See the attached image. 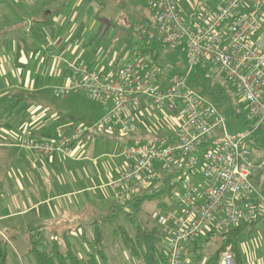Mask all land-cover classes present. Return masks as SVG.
<instances>
[{"label":"built area","instance_id":"built-area-1","mask_svg":"<svg viewBox=\"0 0 264 264\" xmlns=\"http://www.w3.org/2000/svg\"><path fill=\"white\" fill-rule=\"evenodd\" d=\"M148 5L149 18L136 22L134 31L162 48H183L187 72L214 64L256 118L249 132L230 136L217 108L190 86L186 74L165 71L136 52L113 69L68 62V81L53 89L54 96L78 90L90 99H110L109 110L90 126L71 124L44 141L23 134L18 143L34 152L67 153L88 132L128 135L138 123L144 125V111L157 119L155 110L172 117L173 128L164 121L166 137L159 133L154 141L125 144L122 154L130 163L108 186L121 203L125 196L130 200L140 190L177 178L173 206L160 209L156 220L167 245V264H187V242L250 222L264 209V193L256 186L264 161H255L247 146L249 133L264 123V46L255 41L264 0H218L198 12L196 5L187 19L175 0H148ZM0 236L6 240L1 230ZM218 264H235L234 251L222 250Z\"/></svg>","mask_w":264,"mask_h":264},{"label":"crops","instance_id":"crops-1","mask_svg":"<svg viewBox=\"0 0 264 264\" xmlns=\"http://www.w3.org/2000/svg\"><path fill=\"white\" fill-rule=\"evenodd\" d=\"M83 1L79 0L80 4H83ZM109 1L105 0L106 4L102 6H106ZM57 5L54 4V7L47 10L43 7L49 15H30V25L34 30L26 29L25 36L18 33L9 34L6 29H0V219L16 217L15 222L21 220L35 227L51 226L55 227L56 231L61 228L60 232L52 230L46 235L39 233L38 236L46 237L45 240L50 245L57 242L60 246H67L70 244L68 239L71 231L75 230L81 235L86 246L92 239L91 234L95 226L92 223L103 222L93 219L94 212L98 209L95 200H106L111 192L115 194L108 182L130 163L122 154V148L137 139L154 141L159 133L166 137V134L162 133L166 132V129L154 130L144 120V125L138 123L136 129L126 136L110 135L97 130L83 136L67 153L44 154L19 146L18 141L23 134L39 141L57 134L54 132L55 122L49 120L40 108V98L37 96V92L42 89L38 87L39 80L43 78L40 76L50 77L45 85L50 84L53 94L55 87L65 85L68 81L67 63L79 60L75 58V52L78 49L79 52L83 50V36L90 31L92 37H95L93 31L96 29L94 24L97 20L92 19L87 6L77 9L75 2L62 7ZM262 18L264 20V16ZM38 29H43L49 40L36 41ZM255 41L264 46V31L256 32ZM84 62L95 68L92 61ZM100 103L104 105L103 114L96 120L100 119L111 105L110 99ZM144 106L147 107L146 102ZM175 181L177 178H173L169 183L174 184ZM167 183L166 181L158 185L153 184L148 188L153 190L159 186L164 187ZM157 211L152 212V217L156 216ZM141 214L149 220L142 210ZM85 220L91 221L84 222ZM252 221L239 225L236 234L235 264H264V209H259L258 216ZM10 226L18 228V225ZM118 230L119 228L114 229V232ZM220 232L211 231L201 235L205 240L199 241L200 249L187 242L184 245L187 264H208L219 240L217 234ZM127 235L128 242L122 237L124 246L121 255L124 260L118 261L117 264H165L167 245L162 239L158 245L159 255H156L154 263V260L150 263V254L145 256L143 243L137 242L134 235ZM105 244L103 237L101 253H94L100 262L95 261L97 264H116L112 261L118 252L107 254ZM218 261L219 256L216 264Z\"/></svg>","mask_w":264,"mask_h":264},{"label":"rangeland","instance_id":"rangeland-1","mask_svg":"<svg viewBox=\"0 0 264 264\" xmlns=\"http://www.w3.org/2000/svg\"><path fill=\"white\" fill-rule=\"evenodd\" d=\"M175 1L179 4L184 17L187 19L188 12L192 7L195 8L198 5L196 7L198 12L201 6L214 5L218 0ZM72 2L77 3V9L87 6L92 19L97 20H94L96 21L94 24L96 29L93 31L95 37H92L91 32L87 31L83 36L85 40L82 45L83 50L79 52L78 49L75 52V58L79 59L77 62L92 61L93 67L96 69H102L103 67L113 69L109 67L118 66L140 49L147 50L150 41L133 29V25L136 22L147 19L150 16L147 0H110L106 6H102L106 4L105 0H84L83 4H80L79 0H0V29H6L9 34L18 33L21 36H25L26 29L32 28L34 30V27L30 25L32 22L30 15L36 17L45 14L47 9L54 7V4L62 7ZM92 12H94V15H92ZM46 14L49 15L48 13ZM258 31L259 33L264 31L263 19ZM35 39L38 42H45L48 38H46L43 29H38ZM155 62L165 71L186 74L190 86L217 108L218 114L224 119L227 133L230 136L249 132L251 125L257 122L256 118L250 114L247 104L235 86L224 75L218 73L214 64L194 66L191 71L187 72L184 50L181 47L172 49L158 48ZM40 77L44 78V76ZM43 78L38 82V87H42V89L37 92V96L40 98V108L47 114L48 119L56 124L54 127L55 133L62 132L70 124L83 127L90 126L103 114L102 107L104 105L100 103L102 101L90 99L77 90H72L66 95L56 97L52 94L50 84L45 85L47 83L46 80L50 77ZM154 116L160 117V119L152 117L148 111H144V115L141 117L154 130L162 131L164 121L169 124L170 129L173 128L175 120L172 117H168L157 110H155ZM219 133V130L215 131L216 135ZM247 138V146L251 150L255 161H264V123H260L252 133H249ZM256 186L264 193V166L260 169ZM162 188L159 186L156 191L158 192ZM148 189L150 190V188H147L146 191ZM152 191L150 190L148 193ZM170 196V191H163L147 197L142 203L141 209L143 214L149 219L150 224L156 222V216L152 217V212L157 209L156 204L161 201H169ZM128 200L129 196H125L122 202L118 203L117 197L112 192L106 200L101 198L95 200L98 209L94 212L93 219L103 220L101 233L106 242L104 247L108 250L107 254L113 251L118 252L112 261L116 264L118 261L124 260L121 255L123 254L121 250L124 246L122 233L127 232L133 236L137 223L144 217L141 213L134 214L131 205L128 204ZM15 218L0 219V230L6 237L7 242L6 264H36L34 252L30 251L32 247L30 234H34L32 236L33 240L39 242V248L48 252L52 244L50 245L45 240L47 239L46 237L41 238L38 235L39 233L46 235L52 230L56 231V228L44 225L35 227L32 224L27 225L21 220L15 222ZM91 220H85L84 222ZM10 224L18 225V228H12ZM117 228L119 230L114 232V229ZM59 230L61 228H58L57 231L60 232ZM73 231H71L68 239L71 245H59V248L64 250V247H69L79 256L87 254L90 251L89 245L85 246L81 235L77 234L75 230ZM37 237L40 238L39 241H37ZM94 259L98 263L100 262L96 254Z\"/></svg>","mask_w":264,"mask_h":264},{"label":"trees","instance_id":"trees-1","mask_svg":"<svg viewBox=\"0 0 264 264\" xmlns=\"http://www.w3.org/2000/svg\"><path fill=\"white\" fill-rule=\"evenodd\" d=\"M144 37V36H142ZM146 38V37H144ZM162 48L159 46L154 40L150 41L147 50L140 49L138 52L141 54L149 57L153 62L156 61L157 56V49ZM89 64V63H88ZM159 65V64H158ZM160 66V65H159ZM71 125V124H70ZM94 132V131H92ZM156 138H154L155 140ZM139 140V139H137ZM136 141V140H134ZM165 184V188L163 187L158 192L156 191V188H153V191L148 193L146 190H140L137 194L133 195L130 200L128 201V204L131 205L134 214L141 213L142 203L145 201L147 197H150L151 195L158 194L163 191H167L171 193L170 200L169 201H161L160 203H157V209H165L173 206V190L176 188L177 182L175 181L174 184L169 183ZM157 211V212H158ZM149 220H146V218H142L139 223L136 225L135 230V240L137 242H141L144 245V248L146 249L145 256L147 257L150 254L151 261L150 263H154L156 261V255H159V248L158 245L160 244L161 239L163 240V236L161 234V228L159 224L157 223V220L154 224H148ZM253 222V221H251ZM101 221H95L92 224H94V228L91 234V240H89V247L90 251L84 256H79L76 252H74L69 247H64V250H61L59 248V245L57 242H54L48 252L43 251L39 248V242H35L33 240L34 234H30L32 247L30 251L34 252L36 264H97V262L94 259V253L97 252L101 253V243H102V233H101ZM149 225V226H147ZM240 225V224H239ZM239 225L235 226H229L226 230H221L220 233L217 234L219 237V240L217 241L215 250L213 251V255L209 260V263L216 264L218 260V256L220 252L226 248H230L234 251L236 249L237 244V238L236 234L239 228ZM86 230H84L83 235L85 236ZM122 233V232H121ZM122 237L125 241H129L128 235L126 232L122 233ZM162 237V238H161ZM38 239V240H37ZM37 241L40 240V238L37 237ZM199 239V240H198ZM205 240L202 236L199 238H193L189 241V244H193L198 249L201 248V246L198 244L199 241ZM6 240H4L0 236V264H6L5 258H6ZM67 246H70V244H67ZM195 249V247H194ZM236 255V253H235ZM208 263V264H209ZM165 264H167V247H166V256H165Z\"/></svg>","mask_w":264,"mask_h":264}]
</instances>
